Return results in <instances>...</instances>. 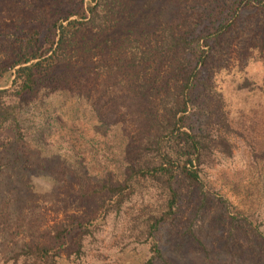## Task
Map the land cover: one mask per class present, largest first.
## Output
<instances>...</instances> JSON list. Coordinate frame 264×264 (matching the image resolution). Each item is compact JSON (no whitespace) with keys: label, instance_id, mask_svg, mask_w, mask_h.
Wrapping results in <instances>:
<instances>
[{"label":"rangeland","instance_id":"rangeland-1","mask_svg":"<svg viewBox=\"0 0 264 264\" xmlns=\"http://www.w3.org/2000/svg\"><path fill=\"white\" fill-rule=\"evenodd\" d=\"M85 1L0 0V55L3 35L45 31ZM93 24L26 96L23 139L0 128V264H23V249L89 216L102 200L92 190L123 181L160 100L190 71L186 124L226 138L232 156L209 157L199 184L176 183L172 221L154 233L155 264H264V0H101ZM219 24L227 27L217 35ZM96 65L108 69L87 71ZM139 201L112 213L81 250L69 236L59 264H143L140 230L153 210Z\"/></svg>","mask_w":264,"mask_h":264},{"label":"trees","instance_id":"trees-1","mask_svg":"<svg viewBox=\"0 0 264 264\" xmlns=\"http://www.w3.org/2000/svg\"><path fill=\"white\" fill-rule=\"evenodd\" d=\"M100 1L86 0L75 18L68 15L55 20L45 31L28 29L20 35H3L9 53L0 55V128L8 126L17 142L24 137L23 101L36 92L43 76L64 63L70 42L84 28L94 25ZM226 27L219 24L215 33L220 34ZM144 55V52L133 53L130 68L140 65ZM106 69L107 66L96 65L87 71L100 74ZM193 76L190 71L174 89L171 98L160 100L159 117L145 127L143 141L134 160L127 164L123 181L94 188L92 193L102 200L89 216L85 219L72 217L69 222L53 228L50 244L23 249L19 254L23 256V264H59L57 258L69 236H77V246L81 250L84 238L93 236L112 213L119 214L128 203L144 199L149 200L153 211L150 210L152 212L143 220L140 230V237L149 250L143 264H155L161 258L154 233L159 226L172 221L178 200L176 183L199 184L200 165L209 157L216 152L225 158L232 156L226 138L195 132L186 124Z\"/></svg>","mask_w":264,"mask_h":264}]
</instances>
